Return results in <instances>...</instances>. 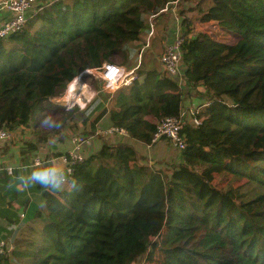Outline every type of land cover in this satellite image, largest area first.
I'll use <instances>...</instances> for the list:
<instances>
[{"label": "trees", "instance_id": "16d2710c", "mask_svg": "<svg viewBox=\"0 0 264 264\" xmlns=\"http://www.w3.org/2000/svg\"><path fill=\"white\" fill-rule=\"evenodd\" d=\"M174 1L50 0L0 41V128L32 132L22 149L32 163L95 134L106 114L128 132L102 135L74 165L77 190L43 191L44 208L30 215L43 220L42 241L0 254V264H24L15 254L31 264H264V0H178V9L191 4L180 10L184 85L160 61L172 15L163 9ZM208 21L237 41L196 31ZM138 60L137 77L108 105L97 98L65 112L55 103L82 69ZM194 93L201 122L185 124L179 161L151 166L132 140L151 143ZM48 114L58 129L40 126Z\"/></svg>", "mask_w": 264, "mask_h": 264}, {"label": "built area", "instance_id": "2783aa9c", "mask_svg": "<svg viewBox=\"0 0 264 264\" xmlns=\"http://www.w3.org/2000/svg\"><path fill=\"white\" fill-rule=\"evenodd\" d=\"M49 1L50 0H0V10H8L12 11L13 13L10 18L6 19L0 25V41L8 37L12 33L23 30L29 18L39 10H41ZM174 3V5L169 3L163 9V11H175L178 0L174 1ZM176 19L179 20L178 17H176ZM212 22L214 21L203 23L202 31L213 33L211 29H208V26L205 27L206 24L208 25ZM177 32L178 33L175 35V38L166 44V50L161 55V62L164 66L163 68L179 78V82L180 84H182V80H184L185 83V78L183 76L184 72L181 67L182 45L187 37V34L182 32L181 29H178ZM153 33L154 24H152L151 22L150 35H152ZM221 41L230 43L234 42L226 40ZM140 63L141 62L139 61V63L136 65L128 66L105 61L99 66L87 68L90 70V73L79 71V73H77L75 76H80L81 85L86 83V92L81 95L79 103L84 104L87 107L90 99L92 102L97 98L105 100L114 97L116 93L120 91V89L130 85L135 80V78L137 77L136 70ZM61 97L62 95L56 97L55 100L60 101ZM199 104L200 101H197V104H193L194 107L188 114L185 112V109H182V112L180 114L181 116H168L162 119L157 124L156 131L149 145H154L155 143L165 139L180 150L186 148L187 136L184 132V127L187 123V117H189L190 120L192 119L196 124H200L201 120L197 117ZM127 134L128 132L125 127L110 125L103 128L98 126L96 133L90 136L77 134L73 138V144L71 148L65 151V153L63 154V158L73 173L74 165L86 158L85 147L92 144L95 139L101 137L102 135L127 136ZM14 135V129L6 127L0 128V145L6 143L8 140H11ZM45 155L46 153L43 150H40L34 157L33 165H35L37 161H40L41 163L46 162L48 159ZM8 166L9 165L2 166L0 164V169H6ZM21 216L24 217L25 213H22ZM10 247H12L11 243H8L6 240L0 239V254L6 253Z\"/></svg>", "mask_w": 264, "mask_h": 264}, {"label": "crops", "instance_id": "0c3cea01", "mask_svg": "<svg viewBox=\"0 0 264 264\" xmlns=\"http://www.w3.org/2000/svg\"><path fill=\"white\" fill-rule=\"evenodd\" d=\"M12 14V11L0 10V25L6 19L10 18ZM203 23L205 22L196 23L195 28L197 31L202 30ZM210 25L211 24H206L205 27H210ZM169 32L170 39L172 37V29L169 30ZM193 104H197V100H194L192 102V105ZM103 120H109V123L107 125H104L105 123L103 122ZM110 125H113L110 118V114H106L103 119L100 120V123H98L97 127L100 126L105 128ZM14 132L15 135L11 140H8L6 143L0 145V164L2 166H14L19 170L34 166L30 158V155L32 154L29 155L22 153V149L26 146V140L30 138L32 132H30L28 128L22 126L15 127ZM118 136L121 137V135ZM132 142L139 150L141 142L138 140H132ZM101 145L102 140L99 138L95 139L92 144L85 147L86 156L97 152ZM70 148L71 147H69V145L65 146L63 152ZM47 158H49L48 160L54 159L65 161L63 158V153L55 157ZM8 180L9 177L7 176V173L4 171H0V237L1 239L6 240L8 243L12 244V247H10L9 250L6 252V255L9 256L11 255V252H13L14 249H17L19 251L30 250L29 247L26 249L21 245L20 237H18V235L22 236L24 239H28V241L31 242L29 243L31 246L33 242H36L35 238H33V236H35L33 234V229L37 225L40 226L43 223V220L40 215L32 217L30 215L33 212L37 213V210H39L40 212L45 206V201L43 196L44 190L41 189L39 186L34 187L25 192H17L14 189H9L7 187ZM22 213H25L24 217L21 216ZM22 227L25 228V231L23 232L24 234L21 232V229L19 230V228ZM15 256L16 258L19 257L20 259H22V257H29L26 255L19 256V254H15Z\"/></svg>", "mask_w": 264, "mask_h": 264}, {"label": "clouds", "instance_id": "9594fccd", "mask_svg": "<svg viewBox=\"0 0 264 264\" xmlns=\"http://www.w3.org/2000/svg\"><path fill=\"white\" fill-rule=\"evenodd\" d=\"M209 22V21H208ZM86 72L90 70L86 68ZM79 89V93H78ZM86 92V83L80 84V76H74L66 82L60 101L55 102L65 107V112H71L75 108L84 111L86 105L79 103L81 95ZM91 103V99L89 100ZM56 115H45L41 121V127L58 129L61 124L55 119ZM9 177L7 187L17 192H25L39 186L50 195H58L63 192L77 190L78 181L73 176L71 169L63 160H48L41 163L37 161L34 166L19 170L14 166L0 169Z\"/></svg>", "mask_w": 264, "mask_h": 264}, {"label": "rangeland", "instance_id": "374dc122", "mask_svg": "<svg viewBox=\"0 0 264 264\" xmlns=\"http://www.w3.org/2000/svg\"><path fill=\"white\" fill-rule=\"evenodd\" d=\"M190 6H191L190 3H184V4H182V6H179V9H178V7H176L175 11H172V15H171V18H170V23L171 24H169V30L172 29V32H171L172 33V37L166 41V44L168 42H170L171 40H173L175 38V35L178 33L177 31H178V29L180 28V25H181V16H180L181 7H185L184 10L182 9L183 12H185V9H187ZM196 13H197V11L195 12V14ZM176 17H178L179 20H177ZM209 24H211V25H210V27H208V29H211V31L213 32L214 36L217 37L218 39L226 40V41H234V42L237 41L234 35L224 31L221 28V26L216 21H214L212 23H209ZM149 28L151 30V23L150 22H149V25L147 26L146 30H148ZM180 29H181L182 32H184L183 29H182V26H181ZM202 29H203V26H202ZM139 61L140 60H138V62ZM160 61H161V57H160ZM123 65H127V64H123ZM181 67H182L183 72H184V68H183L182 65H181ZM177 79H179V78H177ZM184 84H185L184 80H182V84H180V85H184ZM196 95L197 94L194 93V95L191 98H189L187 101L184 102L183 109H185V112L187 114L190 113V110L194 107L192 105V102L194 100L199 101L198 100L199 98ZM102 101L105 103V105H108L109 102L111 101V98L110 99H105V100H102ZM191 120H190L189 117H187V123L189 121H191ZM103 122L105 123L104 125H107L109 123V120H107V121L103 120ZM80 133H83V131H81ZM178 151H179V148L173 146L168 140H165V139L155 143L154 145H149V144L141 142L140 147H139V152L142 153V155L145 156V159L147 160V162L151 166H161V165H164L165 163H171V164L177 163L179 161V159H178L179 152ZM20 229H21L22 233L25 231L24 227L19 228V230ZM42 229H43V223L40 226L39 225L35 226L34 229H33V231H34L33 234L35 235V236H33V238H35V241L37 243L41 242L42 239H43L42 235H41ZM18 237H20V243H21V245L23 247H25L26 249L28 247H29V249H31L33 247V246H31L29 244L31 242H29L28 239H24L20 235H18ZM16 238H17V236H16ZM11 254H12V252H11ZM22 260L24 261L25 264H31L32 261H33V257L32 258L31 257H27V258H25V257L23 258L22 257ZM133 264H155V263H152V262L148 261L147 259H145V257H140Z\"/></svg>", "mask_w": 264, "mask_h": 264}, {"label": "water", "instance_id": "95a60500", "mask_svg": "<svg viewBox=\"0 0 264 264\" xmlns=\"http://www.w3.org/2000/svg\"><path fill=\"white\" fill-rule=\"evenodd\" d=\"M81 72H84V73H85V72H86V68H85V70H84V69H82V70H81Z\"/></svg>", "mask_w": 264, "mask_h": 264}]
</instances>
